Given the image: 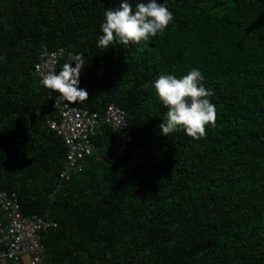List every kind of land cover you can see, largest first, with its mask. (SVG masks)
Listing matches in <instances>:
<instances>
[{"label":"trees","instance_id":"trees-1","mask_svg":"<svg viewBox=\"0 0 264 264\" xmlns=\"http://www.w3.org/2000/svg\"><path fill=\"white\" fill-rule=\"evenodd\" d=\"M166 3L162 35L104 49L119 0H0V192L56 224L41 234L43 264H264V0ZM57 51V72L70 54L86 60L79 107L101 119L114 106L130 131L120 152L110 127L95 129L63 182L67 150L34 71ZM192 68L214 91L215 126L164 137L153 81Z\"/></svg>","mask_w":264,"mask_h":264},{"label":"clouds","instance_id":"clouds-1","mask_svg":"<svg viewBox=\"0 0 264 264\" xmlns=\"http://www.w3.org/2000/svg\"><path fill=\"white\" fill-rule=\"evenodd\" d=\"M174 14L166 0H119V6L105 10L101 23V35L97 47L108 49L113 43L125 48L146 42L162 35ZM75 67H72V65ZM86 60L81 54H70L69 61L60 71H49L42 75L40 85L48 90V98L54 93L55 104L82 102L88 99L86 89L80 87V73ZM204 76L197 68L185 75L161 74L152 87L158 102L167 109L159 124L160 135L169 137L183 131L187 136L199 140L206 135V127L216 123V107L210 99L214 91L202 83Z\"/></svg>","mask_w":264,"mask_h":264},{"label":"built area","instance_id":"built-area-1","mask_svg":"<svg viewBox=\"0 0 264 264\" xmlns=\"http://www.w3.org/2000/svg\"><path fill=\"white\" fill-rule=\"evenodd\" d=\"M62 51L41 56L35 66V74L41 79L49 71H55ZM56 93L49 100L56 115L48 120V127L63 140L67 150L66 162L60 173V181H68L72 172L93 153L90 137L100 126L110 127L117 138L120 152L130 143L127 114L110 106L103 118L79 107L82 102L55 104ZM56 224L45 217L26 218L22 215L18 197L0 192V264H43L41 234L55 229Z\"/></svg>","mask_w":264,"mask_h":264}]
</instances>
